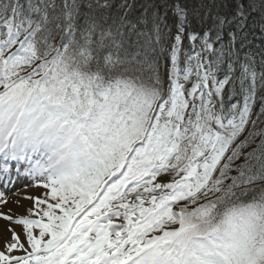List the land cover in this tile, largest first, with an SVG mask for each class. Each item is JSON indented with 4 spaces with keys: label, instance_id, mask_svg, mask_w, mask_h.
<instances>
[{
    "label": "snow or ice",
    "instance_id": "6c2138e0",
    "mask_svg": "<svg viewBox=\"0 0 264 264\" xmlns=\"http://www.w3.org/2000/svg\"><path fill=\"white\" fill-rule=\"evenodd\" d=\"M211 3L0 0V264H264V0Z\"/></svg>",
    "mask_w": 264,
    "mask_h": 264
},
{
    "label": "trees",
    "instance_id": "16d2710c",
    "mask_svg": "<svg viewBox=\"0 0 264 264\" xmlns=\"http://www.w3.org/2000/svg\"><path fill=\"white\" fill-rule=\"evenodd\" d=\"M120 0H115V3H119ZM130 3H134V7L128 13V19L135 21L137 18L141 16L144 11L143 5L145 3L148 4H155L160 6L163 4L164 0H129ZM179 3L185 6L189 13L194 9H199L201 15L203 14L204 9L211 7L213 12L216 11L215 7L212 5L211 0H167L168 4V15H169V22L175 23L174 17L171 14V6ZM203 5V7H201ZM165 9L163 7L160 8V11L163 12ZM115 13V9L112 10ZM228 15L233 14L232 12L227 13ZM149 17V28L151 27V16L152 10L149 9L147 13ZM264 23V20H261L260 14L258 12H253L247 21L246 31L249 32V39L251 40L250 48L253 52L258 53L261 49H264V31H261V24ZM143 28V26H140ZM146 30V29H145ZM133 40L136 39L135 36L132 37ZM248 49H245L247 51ZM264 127V125H262ZM250 150V149H249Z\"/></svg>",
    "mask_w": 264,
    "mask_h": 264
},
{
    "label": "rangeland",
    "instance_id": "374dc122",
    "mask_svg": "<svg viewBox=\"0 0 264 264\" xmlns=\"http://www.w3.org/2000/svg\"><path fill=\"white\" fill-rule=\"evenodd\" d=\"M24 166H21V168H23ZM13 169H15V166H13ZM11 180L14 181V183H12V185L15 184L16 181H20L21 180V188L19 189V193H21L20 195H18V197L20 198V202L17 203V213L19 212V210H24L27 207L30 206L31 202L29 200L26 199V197L28 196H38V195H42L44 193V189L39 188V187H35L34 186V182L32 180H30L28 177H24L21 175H18L15 171H13L12 176H11ZM16 187V186H13ZM10 188L8 187H4V186H0V192L4 193V197L6 200H8L10 198ZM18 193V194H19ZM22 202H26V207H20L19 205H23ZM0 204H4L3 200H0ZM0 241L2 243L3 241V235L0 234Z\"/></svg>",
    "mask_w": 264,
    "mask_h": 264
},
{
    "label": "bare ground",
    "instance_id": "6f19581e",
    "mask_svg": "<svg viewBox=\"0 0 264 264\" xmlns=\"http://www.w3.org/2000/svg\"><path fill=\"white\" fill-rule=\"evenodd\" d=\"M12 183H14V181L10 180L8 183H4V182H0V186H4V187H8L10 188V198L8 199V201H17V202H20V198L18 197V195H20L21 193H19V189L21 188V180L20 181H16L14 185H12ZM13 186H16V187H13ZM19 193V194H18ZM23 206L26 207V202H22ZM11 206V205H10ZM3 205L0 204V208H2ZM17 208V206H16ZM24 211L23 209L22 210H19V212H22ZM18 212V213H19ZM0 228H2V222H0ZM3 235V233H0ZM1 243V241H0Z\"/></svg>",
    "mask_w": 264,
    "mask_h": 264
}]
</instances>
